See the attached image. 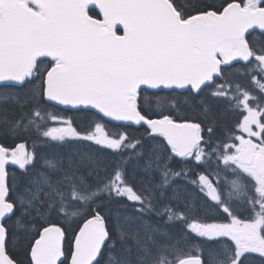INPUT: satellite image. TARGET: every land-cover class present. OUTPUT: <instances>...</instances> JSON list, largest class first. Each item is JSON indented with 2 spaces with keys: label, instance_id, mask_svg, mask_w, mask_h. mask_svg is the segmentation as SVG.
<instances>
[{
  "label": "snow or ice",
  "instance_id": "snow-or-ice-1",
  "mask_svg": "<svg viewBox=\"0 0 264 264\" xmlns=\"http://www.w3.org/2000/svg\"><path fill=\"white\" fill-rule=\"evenodd\" d=\"M0 264H264V0H0Z\"/></svg>",
  "mask_w": 264,
  "mask_h": 264
},
{
  "label": "trees",
  "instance_id": "trees-1",
  "mask_svg": "<svg viewBox=\"0 0 264 264\" xmlns=\"http://www.w3.org/2000/svg\"><path fill=\"white\" fill-rule=\"evenodd\" d=\"M66 246H67V242H66Z\"/></svg>",
  "mask_w": 264,
  "mask_h": 264
}]
</instances>
